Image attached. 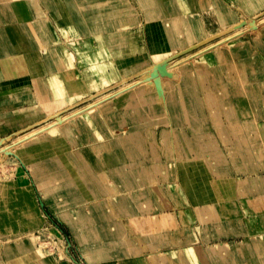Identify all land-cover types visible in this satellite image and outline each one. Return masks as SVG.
Returning <instances> with one entry per match:
<instances>
[{"label": "crops", "instance_id": "crops-1", "mask_svg": "<svg viewBox=\"0 0 264 264\" xmlns=\"http://www.w3.org/2000/svg\"><path fill=\"white\" fill-rule=\"evenodd\" d=\"M263 18L264 0H0V140L67 117L21 164L0 155V264H264Z\"/></svg>", "mask_w": 264, "mask_h": 264}, {"label": "rangeland", "instance_id": "rangeland-1", "mask_svg": "<svg viewBox=\"0 0 264 264\" xmlns=\"http://www.w3.org/2000/svg\"><path fill=\"white\" fill-rule=\"evenodd\" d=\"M236 33H238V32H236ZM190 56H188V58H189ZM184 59V58H183ZM180 61H185V59L184 60H180ZM178 64V62H175V63H172V64H169V65H165L164 66V69L165 70H167V74L169 73V71L174 67V65H177ZM173 65V66H172ZM156 66V65H155ZM167 66V67H166ZM170 66H172V67H170ZM167 68V69H166ZM161 69H163V68H161ZM163 69V70H164ZM166 73H164V77H165V75L167 76V74ZM152 75L150 74H145V75H142L141 77H139V78H137L135 81H133V82H131V83H127L126 84V87H124L123 89H122V91L123 90H126V92H130L129 90H131V87H133V86H135V85H138V84H140V83H142V82H144V81H152V80H150L152 77H151ZM145 77V78H144ZM149 77V78H148ZM160 77H161V75H160ZM147 78V79H146ZM140 79V80H139ZM142 79V80H141ZM163 80V79H162ZM136 82V83H135ZM138 82V83H137ZM132 85V86H131ZM128 86V87H127ZM130 86V87H129ZM119 88V87H118ZM118 88H116L115 89V91L116 90H118ZM128 88V89H127ZM121 90V89H120ZM120 92V91H119ZM118 92V93H119ZM115 95H117V94H115ZM104 96H102L101 98H99V100L97 99L96 100V98H95V101H91L92 99H88V100H86L84 103H82V104H80V106L81 105H83V109L82 108H80L79 110H74V109H71V110H69L68 112H67V114H69V116H72V115H74V114H76V113H78V112H80V111H83V110H87L88 108H90L91 106H93V105H98L101 101H104V100H107V98L105 99V98H103ZM94 100V99H93ZM90 107H89V106ZM85 107H86V109H85ZM76 112V113H75ZM73 113V114H72ZM68 116V117H69ZM57 118H58V120H57ZM65 118H67V117H64V118H59V117H56V120L54 121V122H52V123H46V124H43V125H40V126H38V127H36L35 129H32V130H30V131H27L26 133H24V135H22V136H18V137H15L14 139L16 140H14L13 139V142H12V140H11V142H7L6 141V145L7 146H11V147H14V148H16L18 145H20V144H23V146H22V148H26V145H27V142H29L32 138H37L38 136H40V135H42V133H45V132H47L48 130H53L52 132L54 133L55 132V130H56V126H58V124L60 123V122H63V120L65 119ZM60 120H62V121H60ZM48 124V125H47ZM50 125V126H49ZM52 125V126H51ZM44 127V128H43ZM50 128V129H49ZM38 130H39V132H38ZM52 132H51V134H52ZM33 135H32V134ZM31 134V135H30ZM37 134V135H36ZM29 135V136H28ZM33 136V137H32ZM27 137V138H26ZM20 139V140H18V139ZM22 139V140H21ZM25 139V140H24ZM28 139V140H27ZM16 142V143H15ZM22 142V143H21ZM9 144H11V145H9ZM13 144V145H12ZM15 144H17V145H15ZM17 149V148H16ZM18 153H22V151L21 150H19L18 151ZM0 155H5V156H7V157H11V158H13L14 159V161L16 160L17 162H19L20 164H21V162H20V158H19V156H18V154H17V152L16 153H14L13 155L11 154V155H9V154H5V153H0ZM23 155V154H22ZM13 165V164H12ZM11 164H9V166L8 167H10V169L11 170H13L14 169V167L12 166ZM9 168H7L6 166H5V164L4 165H2V162H0V181L1 182H7V181H9V180H11L12 178H13V176H14V173H12V172H7V171H9L10 170ZM5 176V177H4ZM42 228H45L44 230H46L45 231V238L44 237H42V236H40V229H42ZM37 229V230H36ZM55 230V231H54ZM37 231V232H36ZM48 231L52 234H47L48 233ZM58 230H57V228H55V227H45V226H39V227H36L34 230H31V231H29V233H28V237L32 240V242H33V247L34 248H41L42 249V247H44L45 249H44V251L46 252H48V250L46 249V246H45V243L47 244V246L49 247V246H51V254H52V256H56V258L58 257L57 255V252H59L58 250H62L63 251V249H64V246H65V243H64V239L62 238V236H61V234H59V231L57 232ZM37 235H38V237H40L41 239H39V238H37V239H35V237H37ZM51 235V236H50ZM53 236V237H52ZM48 238V239H47ZM52 238V239H51ZM62 238V239H61ZM34 240V241H33ZM11 243V242H10ZM69 245H72L70 242H69ZM62 247V248H61ZM67 248V247H66ZM72 248H71V246H70V250H71ZM62 253V252H61ZM42 255H45V256H48V254L47 253H41ZM57 254V255H56ZM70 255L73 257V260H74V262L76 263V264H81V262H80V260L76 257V255L75 254H73L72 253V250L70 251Z\"/></svg>", "mask_w": 264, "mask_h": 264}, {"label": "bare ground", "instance_id": "bare-ground-1", "mask_svg": "<svg viewBox=\"0 0 264 264\" xmlns=\"http://www.w3.org/2000/svg\"><path fill=\"white\" fill-rule=\"evenodd\" d=\"M264 19V18H263ZM249 26V25H248ZM240 29H238V30H236V31H239ZM241 32V31H240ZM219 43V42H218ZM185 60L186 59H188V56H186L185 58H184ZM183 59V60H184ZM161 64V63H160ZM177 64V63H176ZM156 66H158V65H156ZM156 66H154V67H152L151 69H150V72L152 73L154 70H155V67ZM173 66V65H172ZM172 66H170V67H172ZM175 66V65H174ZM167 67V66H166ZM163 69H164V67H163ZM163 69H159V68H157L156 67V74H154L153 75V77H155L157 74L160 76L161 74H163L164 75V73H166L167 72V70H163ZM167 69V68H166ZM160 71V72H159ZM159 72V73H158ZM167 74V73H166ZM148 75V74H147ZM150 75V74H149ZM152 77V76H151ZM145 78V77H144ZM149 78V77H148ZM127 79V78H126ZM147 79V78H146ZM140 80V79H139ZM142 80V79H141ZM150 80H153L152 78L150 79ZM156 80V79H155ZM154 82V81H153ZM125 81L124 82H122L121 83V86L123 85V86H125ZM136 83V82H135ZM138 83V82H137ZM155 83V82H154ZM120 84V83H119ZM127 84V83H126ZM129 84V83H128ZM130 85V84H129ZM150 85V84H149ZM132 86V85H131ZM151 86V85H150ZM128 87V86H127ZM130 87V86H129ZM128 89V88H127ZM119 91V90H118ZM114 93H116V92H114ZM118 93V92H117ZM116 93V94H117ZM112 95H113V93H112ZM105 96V95H104ZM107 97V96H106ZM106 99V98H105ZM89 106V105H88ZM90 107V106H89ZM94 107V106H93ZM83 109V108H82ZM85 109H86V107H85ZM76 113V112H75ZM73 114V113H72ZM56 117V116H55ZM64 117V116H63ZM57 120H58V118H57ZM59 121V120H58ZM60 121H62V120H60ZM48 125V124H47ZM50 126V125H49ZM52 126V125H51ZM44 128V127H43ZM50 129V128H49ZM49 131V130H48ZM38 132H39V130H38ZM32 134V133H31ZM30 134V135H31ZM43 134V133H42ZM33 135V134H32ZM37 135V134H36ZM29 136V135H28ZM23 137V136H22ZM33 137V136H32ZM27 138V137H26ZM18 139V138H17ZM15 140V139H14ZM18 140H20V139H18ZM22 140V139H21ZM25 140V139H24ZM28 140V139H27ZM16 141V140H15ZM11 142V141H10ZM12 142H13V140H12ZM16 143V142H15ZM22 143V142H21ZM9 145H11V144H9ZM13 145V144H12ZM15 145H17V144H15ZM19 151V150H18ZM5 153V154H14V153H16V148H14V147H11V146H7L6 145V139H1L0 140V153ZM5 156V155H4ZM1 162V161H0ZM5 177V176H4ZM33 224V223H32ZM45 228H42V229H40L39 231H40V236H42V237H44L45 238V231L46 230H44ZM37 230V229H36ZM55 231V230H54ZM37 232V231H36ZM58 232V231H57ZM31 233V232H30ZM29 233V234H30ZM32 234V233H31ZM47 234H51L49 231H48V233ZM59 234H60V232H59ZM52 235V234H51ZM50 235V236H51ZM53 237V236H52ZM37 238H39V239H41L40 237H38V235H37V237H35V239H37ZM48 239V238H47ZM52 239V238H51ZM62 239V238H61ZM34 241V240H33ZM28 243V242H27ZM29 243L31 244V245H33V242H32V240L29 238ZM22 246V245H21ZM62 248V247H61ZM43 249V248H42ZM98 250H99V247H98ZM59 252H57V258H58V260L60 259V260H62L63 259V255H62V250L60 249V250H58ZM36 252V251H35ZM122 252V251H121ZM37 253V252H36ZM42 252H39V254L42 256V257H46L45 255H42L41 254ZM38 254V253H37ZM39 255V256H40ZM36 256V255H35ZM119 259V258H118ZM61 264H66V262H62Z\"/></svg>", "mask_w": 264, "mask_h": 264}, {"label": "water", "instance_id": "water-1", "mask_svg": "<svg viewBox=\"0 0 264 264\" xmlns=\"http://www.w3.org/2000/svg\"><path fill=\"white\" fill-rule=\"evenodd\" d=\"M250 25L251 23L250 22H247V21H245V20H241V21H239V23H237L236 25H234L233 27H231L230 29H228V30H226V31H224L221 35H224V34H227V33H229V32H232V31H236V30H238V29H241V28H243V27H245L246 25ZM195 47H192L191 49H189V50H192V49H194ZM166 65V63H162V64H160V65H158V66H156L157 68H163L164 66ZM156 67H155V70L151 73V72H149L148 74H151L152 75V79L153 80H158L159 79V75L157 74L155 77H153V75L154 74H156ZM160 72V71H159ZM158 72V73H159ZM161 76H163L162 74H161ZM10 155V154H9Z\"/></svg>", "mask_w": 264, "mask_h": 264}]
</instances>
